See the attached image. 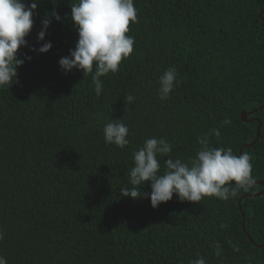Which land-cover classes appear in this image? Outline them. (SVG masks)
Wrapping results in <instances>:
<instances>
[{"label":"trees","instance_id":"obj_1","mask_svg":"<svg viewBox=\"0 0 264 264\" xmlns=\"http://www.w3.org/2000/svg\"><path fill=\"white\" fill-rule=\"evenodd\" d=\"M78 2L40 0L17 81L0 88V256L8 264H189L198 256L207 264H264V247L250 243L238 207L264 183V0H134V52L100 78V96L94 72L59 66L78 41L71 19ZM53 12L61 21L53 17L39 41L41 22ZM45 42L52 48L41 54ZM171 66L181 83L161 101L159 77ZM129 94L135 102L127 105ZM255 110L249 119L263 126L256 144L243 149L253 164L252 191L199 203L174 196L155 209L150 199L120 196L146 139L166 138L171 157L187 161L200 148L197 137L218 128L210 146L239 156L259 125L244 123L241 113ZM225 117L230 125H222ZM112 119L130 130L124 148L105 144L103 126ZM167 158H159L162 165ZM242 210L247 233L261 244L264 195L245 198Z\"/></svg>","mask_w":264,"mask_h":264},{"label":"clouds","instance_id":"obj_2","mask_svg":"<svg viewBox=\"0 0 264 264\" xmlns=\"http://www.w3.org/2000/svg\"><path fill=\"white\" fill-rule=\"evenodd\" d=\"M40 0L27 4L25 0H0V88L13 85L17 81L18 69L25 63L20 58V49L28 47L27 37L34 27V14ZM138 10L134 0H79L71 6V19L78 33V41L74 49L66 57L59 60V66L65 73L74 69L84 75L93 73L92 82L95 93L100 96L103 91L101 77L120 70L122 62L134 52L135 38L129 35L130 23L137 20ZM53 17L61 21L58 13L46 14L42 20V30L38 34L39 41H45L47 29ZM52 48L51 42L42 43L39 53L46 54ZM32 51L37 49L32 48ZM30 60L31 57H26ZM181 83L178 69L169 67L159 77L157 95L161 101L170 98L171 93ZM126 104L135 102L131 94L125 96ZM228 117L222 125H230ZM106 145L124 148L130 143V130L123 119H112L103 126ZM220 136L218 128L197 137L200 148L196 154L185 161L173 159V145L166 138L151 137L144 141L138 150L133 152L134 166L128 173L131 187L120 189L123 198L150 199L152 207L158 208L178 197L181 202L199 203L205 197H215L228 201L243 190L254 189L256 179L252 175L251 156L243 153L234 155L232 149L210 146V137ZM168 158L160 162V157ZM151 192L144 191L149 185ZM220 228H226L221 224ZM4 231L0 229V241L4 239ZM215 255L220 257L223 249L219 242L213 245ZM233 251L239 252L238 245ZM0 264H8L7 259L0 256ZM189 264H207L203 257L189 261Z\"/></svg>","mask_w":264,"mask_h":264},{"label":"water","instance_id":"obj_3","mask_svg":"<svg viewBox=\"0 0 264 264\" xmlns=\"http://www.w3.org/2000/svg\"><path fill=\"white\" fill-rule=\"evenodd\" d=\"M264 15V12L261 13V18L263 19V16ZM264 109V107H261L259 110H262ZM259 110H255L253 112H250V113H246V112H242L241 113V119L244 123H253V122H258L259 125H258V128H256V135H255V139L254 141L249 144V145H244L241 149H240V155L243 154V149L247 148V147H252L254 144H256V142L258 141V138H259V135H260V129H262V126H263V123L262 121L259 119V118H252V119H249V116H252L253 114L257 113ZM259 184L263 187L262 191L259 192V193H256V194H245L243 196L240 197L239 199V202H238V207H239V210L243 216V232L246 233L250 243H252L253 246L255 247H258V248H261V247H264V241L261 243V244H256L254 241H253V238L247 233L246 231V227H245V217H244V212L242 210V201L245 199V198H256V197H260V196H263L264 195V183L263 182H259Z\"/></svg>","mask_w":264,"mask_h":264}]
</instances>
